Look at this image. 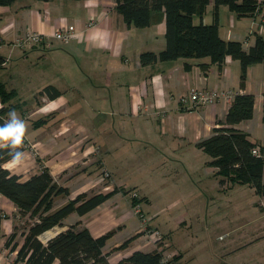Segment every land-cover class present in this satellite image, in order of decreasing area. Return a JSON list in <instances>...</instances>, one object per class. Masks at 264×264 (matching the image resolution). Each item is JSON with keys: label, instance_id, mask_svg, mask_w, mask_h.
<instances>
[{"label": "crops", "instance_id": "obj_1", "mask_svg": "<svg viewBox=\"0 0 264 264\" xmlns=\"http://www.w3.org/2000/svg\"><path fill=\"white\" fill-rule=\"evenodd\" d=\"M227 11L220 7L218 12L222 40L239 41L244 50L258 35L264 40L251 27V17ZM90 17L93 27L87 26ZM193 21L211 24L213 3ZM68 26L76 31L75 39L52 38ZM27 32L40 33L45 41L19 49L12 42ZM165 45L163 15L153 14L149 26L136 28L118 13L115 0H16L0 6V57L5 60L0 81L14 91L4 104V122L11 109L27 122L23 162L14 166L7 160L2 168L21 182L47 169L54 183L67 190L53 198L50 212L78 195L117 188L94 209L72 212L60 226L39 235L43 245L76 225L94 238L111 233L103 248L110 264L134 252H154L144 237L146 225L132 212L139 204L147 226L163 234L165 252L176 254V264H264V222L257 223L264 220V196L248 185L227 180L220 185L225 178L208 165L211 158L198 146L222 126L232 102L193 109L178 103L193 89L252 95V117L231 127L251 144L264 145V63L248 66L241 84V65L229 56L220 65L208 57L142 60ZM103 171L110 180H102ZM250 208L259 216L248 217ZM25 221L0 194V264H22L16 258ZM130 238L125 248L112 251Z\"/></svg>", "mask_w": 264, "mask_h": 264}, {"label": "trees", "instance_id": "obj_2", "mask_svg": "<svg viewBox=\"0 0 264 264\" xmlns=\"http://www.w3.org/2000/svg\"><path fill=\"white\" fill-rule=\"evenodd\" d=\"M16 0H0V6H9ZM80 1V0H78ZM116 9L129 25L144 28L151 24L153 14L164 16L165 49L158 55L145 53L142 60L172 61L177 58H210L212 63L220 65L229 56L238 60L241 65V84H243L246 68L257 63H264V40L259 35L254 44L244 50L242 43L235 40L224 41L218 34V12L226 7L237 18L251 17L255 8V0H115ZM213 3V21L195 24L194 16L202 19L209 4ZM5 60L0 57V68ZM208 68V65H202ZM50 88H46L47 92ZM55 94H58L55 92ZM14 91H8L0 81V123H4V106ZM264 106V103H263ZM254 97L249 94H237L233 99L222 126L214 129L213 134L200 141L198 146L211 158L208 163L217 169L216 174L222 178L219 184L227 180L232 185H248L256 195L264 196V163L252 155L251 144L246 135L232 129L231 126L252 117ZM264 121V117H263ZM10 157L7 149H0V194L12 201L20 217L24 218L23 229H26L24 243L17 254V261L24 264H110L109 253L103 248L111 233L94 238L86 228L69 226L43 245L38 236L54 226H60L62 220L72 212L83 215L102 204L114 193L81 194L70 200L63 207L50 212L53 198L67 190L58 187L47 169L20 181L18 175L3 169L2 165ZM14 235L10 237L13 239ZM135 238V237H133ZM133 238L125 241L112 251L125 248ZM161 255L134 252L119 264H161Z\"/></svg>", "mask_w": 264, "mask_h": 264}, {"label": "built area", "instance_id": "obj_3", "mask_svg": "<svg viewBox=\"0 0 264 264\" xmlns=\"http://www.w3.org/2000/svg\"><path fill=\"white\" fill-rule=\"evenodd\" d=\"M256 8L251 16L253 20V27L257 29L259 34H264V12L262 11V5L264 0H255ZM96 24L95 18L90 17L87 23L88 27H93ZM5 32V31H4ZM77 36L76 31L72 26H68L65 29L56 30L52 38L58 40L63 43L70 42L75 39ZM45 38L42 34L37 32H27L20 38L14 40L12 42L19 49H23L27 46L38 45L43 43ZM237 92L231 90H205V89H193L188 94H184L178 97V103L180 106L185 107L186 109H193L198 106H204L216 103L219 100H224L225 102H232ZM2 108V104L0 103V109ZM252 155L258 157L264 163V145L256 144L252 150ZM102 180H110V174L107 171L102 172ZM109 187V185H107ZM107 186L104 188L106 189ZM137 196L135 194L132 195V200H136ZM132 212L136 215L142 224L146 225L144 228V237L147 239L149 243H151L154 247V251L158 252L161 255V264H174L173 259L175 257L174 253L165 252L167 243H165V238L163 234L155 229L149 228L147 224L149 220L146 219L145 214L141 210L139 204L132 206ZM222 238V237H221ZM24 264V263H22Z\"/></svg>", "mask_w": 264, "mask_h": 264}, {"label": "clouds", "instance_id": "obj_4", "mask_svg": "<svg viewBox=\"0 0 264 264\" xmlns=\"http://www.w3.org/2000/svg\"><path fill=\"white\" fill-rule=\"evenodd\" d=\"M26 129V120L15 109L9 110L6 122L0 123V149H7L9 164L19 165L24 160L25 152L22 146Z\"/></svg>", "mask_w": 264, "mask_h": 264}, {"label": "rangeland", "instance_id": "obj_5", "mask_svg": "<svg viewBox=\"0 0 264 264\" xmlns=\"http://www.w3.org/2000/svg\"><path fill=\"white\" fill-rule=\"evenodd\" d=\"M229 14V12L227 11L226 12V15H228ZM252 22H253V20H252ZM251 22V27H252V23ZM226 25H228V19H226V23H225ZM110 183V182H109ZM108 183V184H109ZM110 185V184H109ZM107 186V185H106ZM110 187V186H109ZM246 191V190H245ZM244 196H245V203H246V192H245V194H244ZM218 202H219V204L220 203H222V205L225 203V201H224V198H222V197H219V199H218ZM160 204H162V202L160 203ZM225 206V205H224ZM224 206H222V207H224ZM246 206V205H245ZM209 207H211V210H212V207H213V205L211 204ZM240 206H238V208H239ZM219 208H221V207H219ZM238 208L235 206V208L234 209H236V210H238ZM169 212H170V210H169ZM168 214V213H167ZM236 214V213H235ZM245 214H247V213H245ZM166 215V214H165ZM221 215H222V212H220L219 213V217H221ZM264 214L262 213L261 214V218H264V216H263ZM162 216H164V215H162ZM257 216H259V213L258 212H255V211H253L251 208H250V214L248 213V217H252V218H256ZM145 217H146V219L148 218L146 215H145ZM211 217H209V219H210ZM262 222H264V220H260V221H257V223L259 224V223H262ZM184 225V224H183ZM207 246V245H206ZM211 253V252H210ZM212 254V253H211ZM175 260H176V254H175V257H174V259H173V263L174 264H176V262H175ZM177 261V260H176Z\"/></svg>", "mask_w": 264, "mask_h": 264}]
</instances>
